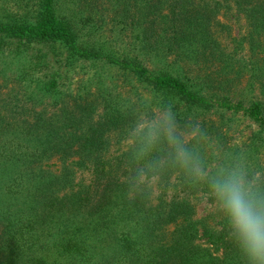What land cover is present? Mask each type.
Wrapping results in <instances>:
<instances>
[{"label":"trees","instance_id":"obj_1","mask_svg":"<svg viewBox=\"0 0 264 264\" xmlns=\"http://www.w3.org/2000/svg\"><path fill=\"white\" fill-rule=\"evenodd\" d=\"M82 2L40 0L35 15L6 14L0 19V50H15L18 56L35 44L61 45L68 63L103 59L167 98L198 109L218 106L241 112L264 127V101L244 104L226 96L208 97L179 71L180 62L199 65L224 54L216 49L211 30V17L222 1ZM234 2L253 26L264 29V0ZM110 24L115 40L136 54L120 58L99 42L83 39L88 31L96 28V34ZM141 55L180 67L178 72H154ZM57 74L39 86L40 92L57 91ZM34 96L28 95L31 102ZM19 101L0 93V264H256L237 242L218 204L214 212L222 217L211 225L196 215L190 200L197 193L193 188L171 196L154 194L152 182L158 190L174 179L190 185L201 182L196 175L173 173L205 163L201 151L185 148L190 159L182 166L176 147L160 134L152 145L140 140L120 156L106 157L108 131L126 124V113H131L129 108L120 112L123 103L106 105L94 125L87 111H37L17 107ZM166 144L168 156L161 147ZM86 171L92 178L79 179ZM248 193L264 200V189ZM200 237L215 249L196 244ZM214 250L221 254L214 256Z\"/></svg>","mask_w":264,"mask_h":264},{"label":"rangeland","instance_id":"obj_2","mask_svg":"<svg viewBox=\"0 0 264 264\" xmlns=\"http://www.w3.org/2000/svg\"><path fill=\"white\" fill-rule=\"evenodd\" d=\"M88 1L91 0H83L82 3ZM220 1L223 2L220 10L217 9L211 17V30L213 40L217 42L214 45L219 46L216 49H222L224 54L203 60L199 65L180 62L182 67L179 71L181 75L192 78L208 97L216 99L226 96L244 104L264 101V29L253 26L249 17L237 10L234 0ZM39 2L0 0V19L8 13L35 15L40 7ZM112 27L111 24L106 25L104 30L94 34L95 28L91 33H85L83 39L99 42L108 52L120 58H127L131 56L130 53L136 54L137 51H130L120 40H115ZM15 53V50H0V93L4 98L8 94L17 97L20 100L17 107L26 106L55 113L64 108L74 113L87 111L94 125L105 114L106 105L121 102L123 104L119 106L123 109L120 112L124 114L127 108L131 110V113H126V124L108 131L110 147L106 157H118L140 140L152 145L154 141L150 134L155 133V140L160 138V134H165L166 125L159 118L171 111L175 135L182 141L181 146L186 145L184 150L188 148L191 153L201 151L205 161L189 169L178 168L173 173L180 177L196 175L194 169L199 167L204 175L203 178L198 176L201 182L193 186L174 179L170 185L158 190L156 182H152L155 195L164 191L171 196L190 192L193 188L197 193L192 194L190 200L195 205L197 217L216 225L222 215H226L214 212L217 203L210 187L214 176L226 179L233 174L242 175V183L247 191L264 189V127L243 113L218 106L190 107L184 101L155 92L130 71L103 59H77L68 63L61 45L35 44L18 56ZM141 57L143 63L154 72L162 69L178 72L177 68L180 67L177 63H170L171 60L170 64H161L152 62L150 57ZM53 73H58L54 86L57 91L40 92L39 86L52 80ZM31 94H37L32 102L28 98ZM161 147L164 155L168 156V145ZM164 155V159L167 158ZM91 178V172L79 173V179L88 181ZM196 244L215 249L202 237L196 240ZM212 252L214 256L221 254L217 250Z\"/></svg>","mask_w":264,"mask_h":264},{"label":"clouds","instance_id":"obj_3","mask_svg":"<svg viewBox=\"0 0 264 264\" xmlns=\"http://www.w3.org/2000/svg\"><path fill=\"white\" fill-rule=\"evenodd\" d=\"M159 120L166 125L165 135L168 142L176 147L178 161L186 166L190 153L180 146L175 135V122L171 111L166 112ZM150 135L151 140L155 141V133ZM194 171L203 178L204 174L199 167ZM242 181V175L233 174L223 181L213 179L210 187L215 202L230 221L237 242L256 264H264V200L250 196Z\"/></svg>","mask_w":264,"mask_h":264}]
</instances>
